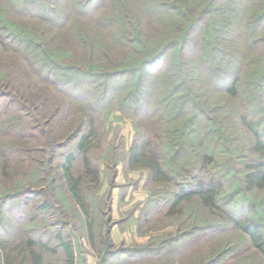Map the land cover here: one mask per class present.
Wrapping results in <instances>:
<instances>
[{"label": "rangeland", "instance_id": "1", "mask_svg": "<svg viewBox=\"0 0 264 264\" xmlns=\"http://www.w3.org/2000/svg\"><path fill=\"white\" fill-rule=\"evenodd\" d=\"M124 1L128 13L141 30V37L146 45H140L135 53L131 52L133 47H130V44L119 43L116 40L117 28L121 26L119 19L121 13L115 0H101L83 15H77L74 10L66 12L67 17L56 25L37 19L38 8L34 4V11L32 10L31 14L35 20L25 17L24 19L31 21L30 25L32 24L36 31L43 32L46 38L49 37L53 49L61 52L65 50L63 57L77 62H80L82 57V48H79L81 33L86 35L92 44L94 55L99 53V48L105 47L118 59H135L139 55L138 51H144L148 56L158 49L159 44H165L167 48L158 55L155 66L149 69L152 80L163 75L172 64L176 50L174 46L168 44L179 38L187 24L192 23L191 30L182 43L181 57L191 73L189 83L192 85L193 93L189 95L181 114L183 118L196 116L197 125H194L199 138L203 137V133L207 137L209 132H212L213 135L216 133L218 135L212 136L213 141H216L219 140V131L225 135V140L219 141H222L226 148V157L224 154L220 161L222 164L220 173L224 168L223 178L228 181L229 203L226 199L228 204L224 206L227 213L220 211L218 216H212L207 206L197 198L186 201L179 210L170 212L168 195L164 193L172 182L170 178L161 174L151 178L146 168L128 165L126 153L140 132L146 131L151 136L154 130L161 135L160 112H155L154 118L148 117L147 114L150 107H155L156 98L160 97L156 83V88L150 89L142 108L147 116L141 113L136 116L128 107L115 101L114 94L119 92L117 82L111 85L112 90L107 98L99 107H95L92 113L96 137L91 141L87 153L92 166L97 167L100 174L99 185H95L92 188L93 193H89V203L94 209L92 211L96 233L94 245L89 243L84 216L69 197L66 183L60 173L61 162L68 152L73 151L74 174H82L83 155L74 149L75 139L69 140L60 149L54 161L55 180L50 187L43 182L38 188L37 169L28 159L37 158L41 154L18 149L15 142L20 135L30 134L26 137L28 144L24 149H30L36 138L42 141L41 146L45 148L48 138L39 133L41 129L37 126L31 129V125L36 122L24 118L12 121L15 122L13 126L11 122L4 125L1 129L3 135H0V149L10 152L11 167L22 173L13 181V188L18 183L28 182L35 186L40 198L36 195L35 199L32 195L18 194L6 200V203L2 201L0 238L12 236L14 240L12 242L20 244L27 230L32 227L36 228L32 232L34 236L40 233L45 237L51 235L50 232L53 231L51 223L54 222L65 237L71 239L77 260L82 259L83 264H99L107 254L104 264H206V259L217 252L219 256L210 264H264L263 255L251 244L244 232L235 229L232 219L229 223V218L245 220L250 216L249 210L247 211L240 203L243 197L250 198L251 201L264 200V188L246 190V187L239 185L244 166L254 155L251 154L250 135L245 132L239 114L245 113L247 117L252 116L264 121V16L261 19L251 16L253 11H256L258 16L264 12L261 9V0L162 1L168 3L170 7H177L178 13L174 12L175 10L170 12L166 7L168 5L164 8L157 7L147 0ZM237 6H240L241 15L253 19L248 29V32L249 30L252 32L248 37L243 22L239 25L235 23ZM132 35L133 32L129 37ZM213 40L215 43H212ZM81 46L83 47V43ZM210 46H213L211 50ZM226 51L240 57L235 71L240 78L234 97L225 93V87L231 83L222 77L224 73H229L228 65L221 61V71H217L219 74L216 76L213 75L216 56L220 54L224 57ZM257 83H261V88L259 84L256 85ZM255 90L256 94L252 95ZM252 97L255 99L251 102ZM57 103V101L51 103L48 109L44 110L41 107L34 111L33 117L37 116L41 123H48L50 121L48 119L54 118V113H57ZM3 104L4 101L0 100V107ZM73 108H78L77 117H73L77 119L83 109L78 105L77 107L74 105ZM58 125L52 122L49 129ZM218 127L221 129L215 131ZM58 135L62 137L61 133ZM150 139L153 143L158 141L154 136ZM183 153L181 150L180 154ZM24 158H27V162L22 161ZM215 162L219 164L218 161ZM214 166L215 163L210 164L209 168L217 172V167ZM187 172L182 176H178L180 172H177L176 176L172 177L182 181L189 178V172L193 173L192 170ZM156 179L165 180L160 182ZM0 189L5 190V185L1 184ZM41 201L51 203L52 209L45 215L40 213L38 207ZM262 211L264 212V209ZM38 218H43V224L37 223ZM192 225L199 226V229H192V232L183 234ZM163 241L166 242L161 243ZM56 243L54 239L49 243L55 249L53 253L43 254L46 263L63 264L64 255Z\"/></svg>", "mask_w": 264, "mask_h": 264}, {"label": "trees", "instance_id": "2", "mask_svg": "<svg viewBox=\"0 0 264 264\" xmlns=\"http://www.w3.org/2000/svg\"><path fill=\"white\" fill-rule=\"evenodd\" d=\"M115 1L119 5L121 13L119 18L121 26L117 28L116 40L119 43L130 44V47H133L131 52L135 53L137 52L136 48L140 45L146 46L141 37V30L132 15L130 16L128 13L126 2L124 0ZM162 1L147 0L148 3H153L157 7L164 8L168 5L166 7L170 12L175 10L174 12L178 13L177 7H170L168 3ZM99 2L101 0H67L66 2L65 0H0V100L4 101L0 107V135H3L1 129L7 122H11L13 126L15 122L12 121L24 118L30 122H36L31 125V129L33 126H37L41 129L39 133L42 136H47L48 141L45 148L41 146L42 141L36 138L30 149H24L28 144L26 137H29L30 134L20 135L15 142L18 149L41 154L37 158L28 159L32 162L31 164H35L34 167L37 169L38 188L43 182L50 187L55 180L54 161L60 149L69 140L75 139L74 149L83 155L82 174H74L72 162L75 154L73 151L67 153L59 167L69 197L84 216L87 238L92 245L96 233L92 214L94 209L89 203V193H93L92 188L99 185L100 175L99 169L92 166L87 153L90 144H92L91 141L96 137L92 113L95 107H99L107 98L112 90L111 85L118 82L119 92L114 94L118 104L128 107V110L136 116L141 113L153 117L155 112H160L163 121H161V135L155 133L154 130L151 132V136L157 138V143L152 142L151 136L146 131L145 133L140 132L134 138L126 153L128 165L134 168L136 166L146 168L151 178L158 174L170 178L172 182L164 192L168 195L170 212L179 210L186 201L194 200V198L206 205L212 216H218L220 211L226 212L224 206L229 203L228 181L223 178L224 168L220 173V166L222 167L220 161L224 158V154L226 157V148L222 145V141H219L220 139L225 140V135L219 131L221 128L218 127L215 131L220 132L219 140L213 141L212 136L217 137L218 135L217 133L213 135L212 132L208 134L210 137H205L206 134L203 133V137L199 138L198 130L195 127L197 125L196 116L191 115L189 118H183L181 114L185 102L193 93L192 85L189 83L192 76L181 57L182 43L191 30L192 23L187 24L179 38L168 44L175 47V57L165 73L154 81L149 76V69L155 66L156 58L167 48L165 44H159L158 49L148 56L146 52L138 51L139 55L135 59H118L105 47L99 48V53L94 55L92 44L86 38L87 36L81 33L79 48H82V57L80 62H77L63 57L65 50L61 52L53 49L50 46L49 37L46 38L43 32L36 31L32 24L30 25L31 21L24 19L25 17L35 20L31 14L35 4L39 14L37 19L56 25L67 17L66 12L74 10L77 15H83ZM183 9L185 10V7ZM261 9L264 11V0H261ZM236 10L235 23L239 25L243 22L248 37L252 32L251 30L248 32V29L253 19L250 16L246 18V15H241L240 6H237ZM181 11L183 10L181 9ZM256 13L253 11L251 16L259 19L264 16V12L259 13V16ZM131 32L133 35L130 38ZM212 43L215 41L213 40ZM213 46H210V50ZM216 57L213 75L216 76L219 74L216 72L221 71V61L228 65L229 73H224L222 77L231 82L225 87V93L234 97L240 78L235 72L240 57L231 51L227 52L224 57H221L220 54ZM210 74L212 75V73ZM162 77L164 78L161 79ZM159 78L162 80L161 84ZM156 83H158L160 98H156L155 107H150V111L145 114L142 108L147 101L150 89L155 87ZM258 84L261 88V83L256 85ZM251 94L255 95L256 90ZM255 97L250 99L251 102ZM55 101L58 102L56 104L58 110L57 113H54V118L48 119V121L50 120L48 123H41L37 116L33 117L34 111L41 107L44 110L48 109L47 107ZM74 105L83 109L77 119H73V117H77L76 109H78L73 108ZM246 115L245 113L239 114V120L245 128V132L250 135L251 154L254 155L250 162L244 166L245 170L242 172L239 185L246 187V190L262 189L264 188V121ZM65 116L66 118H63ZM52 122L59 125L49 129ZM58 132L62 134V137H59ZM181 150L184 151L182 155L180 154ZM22 161L27 162V158ZM215 161H218L219 164ZM11 162L10 152L0 149V185H5V190L0 189V215L2 201L6 203V200L18 196V194H28L34 197L36 195L37 198H40L38 190L28 182L18 183L13 188V181L21 172L17 168H12ZM213 163L216 165L214 167H217V172H213L210 170L212 168H209V165ZM189 170H192L193 173L189 172V175L187 174L189 178L185 180L177 181L172 177L176 176L177 172H180L178 176H182ZM164 180L156 179L160 182ZM226 199H228V203ZM240 203L247 208V211L249 210L250 216L245 220H236L229 218L230 216L228 217L227 214L229 223L232 219L235 229L243 231L251 244L264 257V212L262 211L264 200L251 201L250 198L243 197ZM38 207L43 215L52 209L50 201H41ZM42 219L38 218L37 223L43 224ZM59 221L61 224V220ZM52 225L53 231L50 232L51 235L45 236L46 240L43 234L37 233L36 236L32 234L36 230L34 227L27 230L25 238L20 244L12 242V236H2L0 238V252H2L0 264H50L46 263L43 254L55 251L49 245L53 239L57 241L56 245L63 252V264H83L82 259L77 260L71 239H67L54 222L51 223ZM192 229H199V226L192 225L183 234L192 232ZM164 242L166 241L161 243ZM106 256L99 264L105 263ZM218 256V252L212 254L205 263L210 264Z\"/></svg>", "mask_w": 264, "mask_h": 264}]
</instances>
